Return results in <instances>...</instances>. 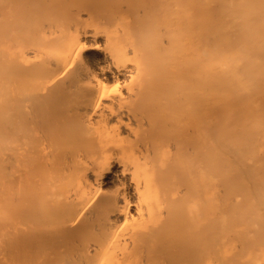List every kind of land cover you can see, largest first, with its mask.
Wrapping results in <instances>:
<instances>
[{
    "label": "bare ground",
    "instance_id": "bare-ground-1",
    "mask_svg": "<svg viewBox=\"0 0 264 264\" xmlns=\"http://www.w3.org/2000/svg\"><path fill=\"white\" fill-rule=\"evenodd\" d=\"M16 1L0 3L6 5L0 13V264L19 254L24 264H45L52 255L48 264L56 256L57 264H264V158L254 147L264 98L255 104L250 95L257 84L251 94L264 93L257 92L264 81V0H122L131 10L139 3L137 15L150 20L140 29L154 37L142 42L132 33L136 14L127 4L123 12L132 17L109 18L103 43L89 42L78 28L70 32L80 19L68 20L72 9L60 25H49L57 30L42 29L48 34L33 37L38 26L18 32L25 23L12 16L23 5L31 8ZM20 13L15 20L23 19ZM56 33L62 38L56 46L43 42ZM89 44L104 54L98 72L81 64ZM242 63L248 65L239 72ZM237 95L247 96H238L245 110L242 102L236 106ZM232 108L236 117L245 114L236 118L248 126L241 128L245 141L255 136L244 148L247 162L238 130V146L236 138L228 146L220 141L221 130L226 136L236 127ZM222 119L233 127L223 128ZM230 154L240 155L232 162ZM244 162L252 169L232 180V166ZM174 166L184 169L185 192L173 187L181 172ZM112 176L128 186L105 191ZM217 180L227 184L226 193L217 191Z\"/></svg>",
    "mask_w": 264,
    "mask_h": 264
},
{
    "label": "rangeland",
    "instance_id": "rangeland-1",
    "mask_svg": "<svg viewBox=\"0 0 264 264\" xmlns=\"http://www.w3.org/2000/svg\"><path fill=\"white\" fill-rule=\"evenodd\" d=\"M6 1V0H5ZM12 1V0H11ZM11 1H8L7 0V2L8 3H12ZM18 1V0H17ZM16 1V2H17ZM23 1V0H22ZM31 1L32 0H28V1H26V0H24L22 3L23 4H25L24 2H28L27 3V7H30L31 9H32V7L34 8L33 10H31L30 9V12H28V10L29 9H27L23 4V8H25V9H27V11H25V14H23L24 15V17H23V19H16L15 20V18H16V16L21 12L22 13V11H24L23 10V8L20 10V12H19V10H18V12H17V15L15 16H12V17H15L14 18V21H18V24H20V23H22V24H24V25H26V28H25V26L24 25H22V28H19V29H22V30H19L18 32H24V31H29V29H30V32L32 31V32H34L35 31V29H33L34 28V26H35V28L38 26V28H36L37 29V31H35L33 34L35 35L36 34V36H33V37H37L38 36V33H39V31L41 32L42 31V29H44V30H48V31H51V29H53V30H55L54 29V26L53 25H55V24H61L62 22H63V20H64V17H66L67 19H68V17H70V16H67L68 14H69V12H71L72 10H73V12L72 13H74V14H72V13H70L69 15H71V18H69L68 20H70V19H75V18H78V17H80V19L78 20V21H76V24L75 25H73V28L70 30V32H73V33H76V28H78L79 29V31H80V35L82 36V37H86L85 39H87V40H89V42H90V40H92V42H100V43H103V42H105V39H106V37H107V34H108V32L110 33V30H109V28L107 27L108 26V24H107V21L109 20V18H112V19H114V20H117L118 22H119V18H121V16L124 14V12L123 11H125V12H127V8L129 9L128 11H129V13L130 12H134L136 15H134V16H136V20H137V22L136 21H133L134 23H131L132 22V20H135V19H132L133 17H132V14H131V16L129 17V14L128 13H125L123 16H124V18L126 19V20H128V19H130L131 17V19L129 20V21H131V22H129V25L132 27V33L134 32V34H136L137 35V37L138 38H141V39H143L145 36L147 37V40L148 39H150V40H152L153 39V37H154V33H147L146 35H145V29H147L146 27H148V25L150 24V20H148V18L147 17H145V16H143V15H137V9H139V7H140V5H139V3H137L136 1V5H135V3L133 4L134 6L132 7V8H135V9H132L131 10V7L129 8V4H128V7H127V4H125V2H123L122 0V2L120 1V0H103V2H105V3H103L101 0H34V1H32L33 3H31ZM42 1H44V2H42ZM56 1V2H55ZM107 1H108V3H107ZM124 1H126V0H124ZM141 1H143V0H141ZM180 1H183V0H180ZM14 2V1H13ZM19 2V1H18ZM20 2H21V0H20ZM31 3V5H30V3ZM48 2V3H47ZM117 2V3H116ZM119 2V3H118ZM127 2H130V1H128L127 0ZM0 3H3V4H5L4 2H3V0H2V2H0ZM15 3V2H14ZM40 3H41V5H40ZM56 3V4H55ZM69 3V4H68ZM76 3H77V5H76ZM131 3V2H130ZM133 3V2H132ZM131 3V4H132ZM2 4V5H3ZM13 4V3H12ZM12 4H11V6H12ZM15 4H17V8H18V3H15ZM67 4V5H66ZM108 4L110 5V6H108ZM10 5V4H9ZM28 5H30V6H28ZM64 5V6H63ZM120 5H122L121 7H120ZM123 5H126V6H124V8L125 7H127V8H125L124 10L122 9V7H123ZM6 6V5H5ZM5 6L4 7H1V5H0V10L2 11H0V13H1V16L3 15L2 13L4 12L3 11V8H5ZM15 6V5H14ZM41 6V7H40ZM69 6V7H68ZM71 6H72V8H71ZM172 6H174L173 5V3H172ZM41 9H40V8ZM79 7V8H78ZM81 7V8H80ZM138 7V8H137ZM15 7H13V9H14ZM21 8V7H20ZM36 8V9H35ZM47 8V9H46ZM59 8V9H58ZM61 8V9H60ZM74 8V9H73ZM174 8V7H173ZM46 9V10H45ZM72 9V10H71ZM5 10V9H4ZM41 10H43L44 12H42ZM71 10V11H70ZM41 11V12H40ZM27 12V13H26ZM40 13L39 15H38V17L40 18V19H38V17H36V15L38 14V13ZM123 12V14H121ZM20 13V14H21ZM31 13V14H30ZM35 14V15H33V14ZM260 13V12H259ZM43 14H45V16L43 15ZM261 14L262 13H260V14H257V15H255L256 16V20L258 21V24H259V18L257 19V17H261ZM22 14H21V16H23ZM31 15V16H30ZM127 15H128V17H127ZM0 16V17H1ZM33 16H34V18H33ZM40 16H43V18L42 17H40ZM10 18V19H13V18ZM18 17V16H17ZM20 17V16H19ZM28 17H30V18H28ZM36 17V18H35ZM1 18H3V17H1ZM33 18V19H32ZM63 18V19H62ZM135 18V17H134ZM142 18V19H141ZM4 19V18H3ZM2 19V20H3ZM27 19V20H26ZM29 19V20H28ZM30 19H31V22H30ZM34 19H35V21H34ZM62 19V20H61ZM6 20H8V19H6ZM20 20V21H19ZM42 22V23H39L40 21ZM61 22H60V21ZM255 19H254V22L256 21ZM23 21H24V23H23ZM37 21V22H36ZM109 21H112V20H109ZM116 21V22H117ZM0 22H1V19H0ZM10 22H12L11 20H10ZM10 22H7V21H5L4 22V24L3 25H5V26H3V27H8V24L10 23ZM20 22V23H19ZM149 23V24H147V23ZM254 22H253V24H254ZM3 23V22H2ZM2 23H1V25H0V27L2 26ZM15 23H17V22H13V23H11L9 26L10 27H12L13 28V26H14V24ZM30 23V24H29ZM54 23V24H53ZM138 23H139V28L137 27V25H138ZM38 24V25H37ZM42 24H43V26H42ZM50 24H53L52 26H50V29H49V25ZM255 24H256V22H255ZM254 24V25H255ZM134 25H136V26H134ZM143 25V26H142ZM147 25V26H146ZM17 27H19L18 25H16ZM24 26V27H23ZM142 26V27H141ZM258 26V25H257ZM2 27V28H3ZM52 27V28H51ZM55 27H56V25H55ZM162 27V26H161ZM12 28L10 29V30H12ZM14 28H15V30H16V27L14 26ZM13 28V29H14ZM24 28L26 29V30H24ZM29 28V29H28ZM32 28V29H31ZM57 28H58V26H57ZM134 28V29H133ZM135 28H137V29H135ZM140 28H144V30L142 29H140ZM1 29V28H0ZM4 29H7V28H4ZM9 29V28H8ZM18 29V28H17ZM39 29V30H38ZM139 29V30H138ZM162 29H163V27H162ZM43 30V31H44ZM52 30V31H53ZM57 30V29H56ZM88 31V34H91V36H84V34H85V31ZM141 30V31H140ZM42 31V35L46 32V31H44L43 32ZM143 31V32H142ZM138 32V33H137ZM140 32H142V33H144L143 34V38H142V36H141V34H140V36L138 35ZM164 32V31H163ZM161 33V34H163L162 36H160L159 38H161L164 42H166L167 41V33L165 32V33ZM49 33V32H48ZM47 32H46V34H48ZM264 33V32H263ZM32 34V35H33ZM165 34V35H164ZM41 35V36H42ZM148 35H150V37H148ZM40 35H39V38L41 37ZM41 38H43V36L41 37ZM42 40V39H41ZM62 40V38H61V36H60V34L59 33H56V34H53V35H48L47 37H45L44 38V40H43V42L44 43H46L48 46H56L60 41ZM160 40V39H159ZM27 41V40H26ZM264 41V40H263ZM21 43H22V40L20 41ZM20 42H18V43H20ZM28 42V43H27ZM27 42H25L24 44H21V45H24V47H25V49L27 48V49H30V44H29V40L27 41ZM42 42V41H41ZM233 43V42H232ZM232 43H231V45H232ZM19 44V45H20ZM233 44H235V43H233ZM29 45V46H28ZM46 45V47H48ZM17 46H18V44H17ZM45 46V45H44ZM88 49L87 50H84V52H83V55H82V62H81V64L83 65V66H85L86 68H88V69H90V70H92V71H94V72H98L99 71V67L101 66V64H103L104 63V54L102 53V52H99V51H97V50H95V49H93V48H91V45L89 44L88 46ZM254 49H251V50H249L248 51V56L250 55V56H252V54H253V52H251V51H253ZM255 51V50H254ZM143 50H142V54H143ZM144 53H147V52H144ZM149 54H151V52H148V56H149ZM141 55V54H140ZM147 55V54H146ZM141 56H142V58H141ZM141 56H139V58L140 59H143V57H144V55H141ZM249 56V57H250ZM262 59H263V57H261ZM145 59H146V57H145ZM264 61V60H263ZM247 65H248V63H247ZM246 65V66H247ZM243 66V67H242ZM245 66V63H242L241 65H240V67H239V70H237V71H239V72H243L244 70H246V66ZM243 68V70H241ZM245 68V69H244ZM237 69V68H236ZM241 70V71H240ZM259 80H262L263 81V79H256V82H258ZM255 81V80H254ZM261 81V82H262ZM260 82V81H259ZM258 82V83H259ZM260 82V83H261ZM254 83V86H255V82H253ZM258 85V84H257ZM255 86L256 88L258 87V86ZM255 87H252L251 88V92H254V90L256 89ZM263 87V88H262ZM263 89H264V81H263V84L261 83L260 84V91L259 90H257V92H264L263 91ZM251 92H250V95H252L251 97H255V98H257V100H255L254 99V101H256L255 102V104H257V101H259V99H260V101L264 98V93L263 94H261L262 95V97H261V95H260V93L258 94V95H260V96H258V95H256V94H254V95H256V96H258V97H256V96H254L253 94H251ZM257 92H255V93H257ZM261 92V93H262ZM238 96L239 97H241L242 95H237V96H235L234 98H235V100L237 101H233L234 100V98L230 101V103H226V102H224V103H222V104H224V105H226L227 104V106H234L235 104H236V106H237V104H240L239 102H242V104L241 105H243L242 107H243V110H245L244 109V105H245V103H243L244 101H247L245 98L247 97V96H245V95H243L242 97H244V98H242L241 97V99L242 100H244V101H241V99L240 98H238ZM248 97H250V96H248ZM240 99V100H238V99ZM249 99V98H248ZM251 100H253L252 98H250ZM264 100V99H263ZM261 101V102H264V101ZM254 101H253V103H254ZM235 103V104H233V103ZM260 102V103H261ZM259 103V102H258ZM232 104V105H231ZM262 104L263 103H261V106H262ZM251 105H252V102H251ZM259 105V104H258ZM235 106V107H236ZM240 106V105H239ZM263 106H264V104H263ZM262 106V107H263ZM220 107H223V106H221L220 105ZM219 107V108H220ZM242 107H240V109H239V111H241L242 110ZM262 107H261V109H262ZM229 108V107H228ZM237 108V107H236ZM239 108V107H238ZM229 109H231V108H229ZM233 109V108H232ZM251 110H252V107L250 108ZM250 109L248 110L249 112H252V111H250ZM261 109H259L260 110V112L262 111H264V110H261ZM264 109V108H263ZM220 110H224V112H225V110H226V107H223L222 109H220ZM220 110H219V112H220ZM234 110V113H232L233 114V116H234V118L233 119H235V122H236V118H240L241 117V114L243 113H239L240 114V116L239 117H236L235 116V111L236 112H238L237 111V109H233ZM247 110V109H246ZM228 111V110H227ZM226 111V112H227ZM232 111V110H231ZM247 111V112H248ZM223 112V114H224V117L222 116V115H220V118H224L225 119V117L227 118V114H225ZM229 112H230V110H229ZM228 112V113H229ZM248 112V114L246 115V117L248 116L249 118H250V116L252 115V114H250ZM259 112V113H260ZM261 112V113H262ZM246 113V112H245ZM261 113H260V115H261ZM220 114H222V113H220ZM230 114H231V112H230ZM236 114H238V113H236ZM249 114H250V116H249ZM243 115V114H242ZM262 115H264L263 113H262ZM229 117H230V115H228ZM244 116H245V114H244ZM243 116V117H244ZM232 117V116H231ZM243 117H241L242 119H243ZM259 117H261V116H259ZM224 119H222L221 120V124H222V127L223 128H226V127H231V125L233 124L234 125V121L233 120H231V121H233V123L232 122H230L231 123V125L229 126V121H230V119L231 118H227V120L229 119V121L227 122H224L225 120ZM242 119H240L239 120V122H238V124H237V122L235 123L236 124V127L239 125H241V127H239L238 126V128H242V122L243 123H245V120L244 121H242ZM244 119H245V117H244ZM247 120V119H246ZM263 120V121H262ZM262 120L260 121L261 123H264V117L262 118ZM222 121H223V123H222ZM238 121V120H237ZM249 121V120H248ZM226 123H229L227 126H226ZM240 123V124H239ZM247 123V122H246ZM224 125H225V127H224ZM233 125H232V127H233ZM246 126H247V124H245ZM245 125H243V126H245ZM262 126L264 125V124H261ZM261 125H259L260 126V128L262 129V131L259 129V133H257V135L259 136V139L258 138H256L257 139V141L255 140V136H254V139H253V136L251 137L252 139H250V137H249V141H245V139L246 140H248L247 138V133L246 134H242V131L244 130V129H237L235 126H234V128H231V131H228V133L229 132H231V133H229V135L227 134L226 136H225V134L227 133V131H225V130H221V132L223 133H221V135L220 136H222L221 138H220V141L223 143L224 142V144H227L226 142H230L231 140H234L236 137H237V134H238V136H239V141L242 143V141H245V142H243V148H242V150H244L245 151V153H243V155L241 156L240 154H237L236 156H234L235 155V153H234V151H238V150H240L241 151V149H240V146L239 147H235V150H234V148H232V150H233V153H234V155H226L227 156V158L230 160V161H232L233 162V160L234 161H236V159H233L234 157H237V156H239L240 155V157L242 158V157H244L245 156V159H243L245 162H247V157H246V151H247V149L245 150L244 148H245V145H246V148H249V146H253L255 143V141H256V146L254 145V147H256V151L257 152H259V155L262 157V158H264L263 156V147H264V127H262ZM258 126V127H259ZM248 127V126H247ZM222 128V129H223ZM227 130V129H226ZM228 130H230V129H228ZM239 132H238V131ZM247 131H249V129H246ZM226 133H225V132ZM235 131H237L238 133L237 134H235ZM240 131H241V133H240ZM245 132V131H244ZM225 133V134H224ZM240 133V134H239ZM249 133V132H248ZM261 133H263L262 135H259V134H261ZM235 134V135H234ZM246 135V138H245V136H244V139H243V137H242V135ZM233 135V136H232ZM241 135V136H240ZM225 136V137H224ZM227 136H229V137H232V138H229V139H227L228 137ZM227 137V138H226ZM257 137V136H256ZM222 138H223V140H222ZM238 139L236 138L232 143H233V145L234 144H236V142L238 141ZM242 139V140H241ZM227 140H229V141H227ZM252 140H254V141H252ZM249 142V143H248ZM221 143V144H222ZM249 145V146H247V144ZM254 143V144H253ZM230 143H228L227 144V146L229 145ZM240 143H237L236 145L238 146ZM252 144V145H251ZM257 147H259V148H257ZM239 148V149H238ZM238 149V150H237ZM259 150H261V153H260V151ZM240 151H239V153H240ZM255 151V152H256ZM231 153H232V151H231ZM238 153V152H237ZM256 154V153H255ZM194 156V155H193ZM193 156L192 155H190V157H192V159H194L193 158ZM228 156H231V158L230 157H228ZM194 157H196V156H194ZM254 157H256V159H258V160H260L261 161V163H262V160L263 159H260V157H258V154H257V156H254ZM252 158V160L253 161H251V162H256V159L255 158ZM258 157V158H257ZM198 158V157H197ZM239 158V157H238ZM192 159H190L191 161H196V158L194 159V160H192ZM231 159H233V160H231ZM200 160H201V158H200ZM200 160H197V161H200ZM239 161H240V159H238ZM237 160V161H238ZM243 160H241L242 162H243ZM257 160V161H258ZM194 161V162H195ZM238 161V162H239ZM201 162V161H200ZM238 162H234L235 164H237V165H239L240 164V162L238 163ZM244 162V163H245ZM248 162H250V161H248ZM250 162V163H251ZM198 164V163H197ZM196 164V165H197ZM202 164H204V162L202 163ZM249 164V163H248ZM232 165H233V163H232ZM245 165H247V163H245ZM245 165L244 166H242V167H240V169L242 170V171H240L239 172V167L237 166L236 167V165H233L232 167H233V169H236V171L235 170H233V174L231 175V179L232 180H234L235 181V179L237 180V178H235V173L237 174V176L236 177H238V179H239V176L238 175H240V177L241 176H243L244 174H243V169L242 168H250L248 165L245 167ZM199 166V165H198ZM241 166V165H240ZM252 166V165H251ZM175 167V169L177 170H181V172H176L175 171V173H174V171H173V173H174V175H175V177L174 176H172V178H173V182L172 181H170V182H172L173 183V185L174 184H176V185H174L173 187H175L176 188V192L177 191H181L182 190V192L184 191H186L185 189H187L186 187L188 186L186 183H184V182H186V181H182L183 179H181L180 177H179V174L180 173H182L183 171L182 170H184L183 168H181V169H179V168H176L177 166H174ZM191 168V167H190ZM187 169V170H189L190 172L192 171L191 169ZM195 168V167H194ZM237 169H238V171H237ZM250 169H252V167L250 168ZM250 169H245L246 170V172L248 171H250ZM171 170V169H170ZM173 170V169H172ZM193 170H195V173L197 174V170L196 169H193ZM245 170H244V173H245ZM172 172V171H171ZM184 172H186V169H185V171ZM172 173V174H173ZM187 173H189L188 171H187ZM187 173H185V174H187ZM192 173V172H191ZM194 173V172H193ZM246 174V173H245ZM181 175V174H180ZM183 176H185V175H183ZM183 176L181 175V177L183 178ZM189 176H192V175H189ZM193 176H195L194 174H193ZM233 176H234V179H233ZM187 175H186V177H184V179L185 180H187ZM231 179H229V180H231ZM174 181H176L175 183H174ZM106 184L104 185V189H105V191H107V192H111V193H116V192H120V191H123V189L125 188V187H127L128 185H127V182L124 180V179H120V178H117V177H115V176H112L111 178H109L108 180H106V181H104ZM123 182H126V183H123ZM217 183H219L220 182V186H218V184L216 183V184H214L216 187H217V191H219V192H221V194H223V193H226V191H227V189H226V191H225V185H227V184H225V182L221 185V183L223 182V180L221 181V180H217L216 181ZM188 183V182H187ZM229 183V182H228ZM225 184V185H224ZM182 185V186H181ZM213 185V186H214ZM172 186V185H171ZM214 186V189L216 190V187ZM223 186V187H222ZM218 188H219V190H218ZM244 188H246L245 187V185H244ZM173 189V188H172ZM178 189V190H177ZM221 189H223V190H221ZM175 189H173L172 191H174ZM221 190V191H220ZM216 191V192H217ZM222 191H223V193H222ZM175 192V191H174ZM181 192V196L182 195H184V193H182ZM180 193V192H179ZM188 194V192L187 193H185V195L184 196H186ZM220 193H218V198H220L221 199V197H222V199L220 200L221 202H222V200H223V196H225V195H221ZM190 195V194H189ZM220 195H221V197H220ZM183 198L184 197H181V200L180 199H178V200H180V201H182L183 202ZM232 198H234V197H232ZM186 199V198H185ZM187 199L188 200H190L191 199V197L190 196H187ZM177 200V201H178ZM176 201V202H177ZM182 202H180V203H182ZM183 204H185V202L183 203ZM177 205H179V202H178V204ZM180 205H182V204H180ZM179 205V206H180ZM238 243V242H237ZM1 255V254H0ZM16 255V254H15ZM18 257L20 256V261H22L21 263H20V261L18 260L19 258L17 257V258H15L14 257V255H11L9 258H8V260L10 261L9 262V264H24V261H25V259L23 258V257H25V255L24 254H19V255H17ZM55 256V255H54ZM54 256L52 255V257H51V259L49 258L48 260H49V262L50 261H54V260H52L53 258H54ZM24 259V260H23ZM18 260V261H17ZM47 260V261H48ZM48 262V263H49ZM55 262L56 263H54V264H57V262H58V259H57V256H56V260H55ZM48 263H45V264H48ZM51 264H52V262H51Z\"/></svg>",
    "mask_w": 264,
    "mask_h": 264
},
{
    "label": "clouds",
    "instance_id": "clouds-1",
    "mask_svg": "<svg viewBox=\"0 0 264 264\" xmlns=\"http://www.w3.org/2000/svg\"><path fill=\"white\" fill-rule=\"evenodd\" d=\"M146 40H147V37L143 38L142 42H146ZM117 88H119V85H117ZM117 88H114L113 92H115L117 90ZM97 164H98V166H103L104 165V161L100 160V161L97 162Z\"/></svg>",
    "mask_w": 264,
    "mask_h": 264
}]
</instances>
